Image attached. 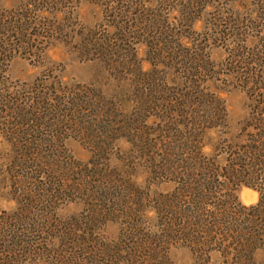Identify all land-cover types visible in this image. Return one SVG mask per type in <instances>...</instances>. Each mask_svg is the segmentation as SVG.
I'll list each match as a JSON object with an SVG mask.
<instances>
[{
    "label": "rangeland",
    "instance_id": "374dc122",
    "mask_svg": "<svg viewBox=\"0 0 264 264\" xmlns=\"http://www.w3.org/2000/svg\"><path fill=\"white\" fill-rule=\"evenodd\" d=\"M216 107L206 155L264 127V0H0V264H230L229 234L165 246L147 198V143Z\"/></svg>",
    "mask_w": 264,
    "mask_h": 264
},
{
    "label": "trees",
    "instance_id": "16d2710c",
    "mask_svg": "<svg viewBox=\"0 0 264 264\" xmlns=\"http://www.w3.org/2000/svg\"><path fill=\"white\" fill-rule=\"evenodd\" d=\"M204 110H184L175 116L178 119L170 120L174 125L163 132L172 136L161 141L159 149L156 144L146 145L147 198L160 225L159 240L169 247L188 244L186 248L199 255L200 245L229 234L233 242L230 264H264V258L256 259L257 253L264 254V127L238 145L233 141L216 144L206 155L198 137L206 129H215V120L225 118L226 112L222 107ZM156 180L172 182L174 190L155 201L150 187ZM241 186L260 193L255 206L242 208L251 212L246 219L231 205L211 201L221 200L220 190L232 199ZM198 228L205 231L207 240L200 238L204 233ZM2 239L0 236V251L5 243ZM226 255L223 257L228 260Z\"/></svg>",
    "mask_w": 264,
    "mask_h": 264
}]
</instances>
